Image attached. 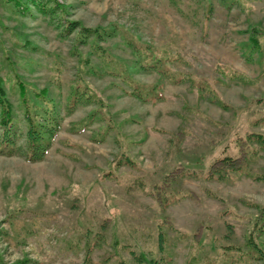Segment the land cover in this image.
<instances>
[{
    "label": "rangeland",
    "instance_id": "1",
    "mask_svg": "<svg viewBox=\"0 0 264 264\" xmlns=\"http://www.w3.org/2000/svg\"><path fill=\"white\" fill-rule=\"evenodd\" d=\"M14 1L0 0V94L17 133L16 152H0L2 261L260 264L223 247L247 249L264 207V149L250 142L264 135V0ZM121 62L129 75L107 71ZM20 94L57 115L34 162Z\"/></svg>",
    "mask_w": 264,
    "mask_h": 264
},
{
    "label": "trees",
    "instance_id": "2",
    "mask_svg": "<svg viewBox=\"0 0 264 264\" xmlns=\"http://www.w3.org/2000/svg\"><path fill=\"white\" fill-rule=\"evenodd\" d=\"M32 1V0H30ZM225 1V0H222ZM234 0H229V2H233ZM25 2V1H24ZM24 2L22 0H15L14 4H23L22 9H24ZM33 3V2H32ZM34 4V3H33ZM40 3L37 2V5H39ZM21 7V5H19ZM28 9V7L26 6V10ZM61 10V9H59ZM54 12L55 8L54 7H47L46 10H44L45 14H48V12ZM76 22L74 21H68L66 24V31H72V29H74L76 27ZM84 29V28H83ZM91 31H93V34L95 36L100 37V39H104L105 36H109L110 33L113 32V30H109V29H99V28H95L92 29ZM88 30L84 29L78 30L77 34V39L80 40L83 37L87 38V34H88ZM251 47L252 49H254V47H256L257 50L260 51V53H262V50L260 48V44L258 42L257 37L254 35L253 38H250ZM250 44V43H249ZM98 49V48H97ZM100 52L105 53L104 51L100 50ZM144 56L142 55V60H144ZM150 59L152 60H156V58L151 57ZM122 63V62H121ZM143 62L140 60V58H137V62L136 64L138 66L136 67H140V68H153L155 67L157 64H155L154 61L149 62L151 64H142ZM135 64V65H136ZM159 68L161 66H158ZM106 69L110 74L111 73H119L122 74L123 76L129 75L130 72L128 71V68H126V65H124L123 63L120 65H111V66H106ZM143 70V69H141ZM155 89V87H154ZM153 90H147L144 91V88L139 89L137 92H135L134 96L136 97H140L142 100L148 97V95L150 96H154V97H158L157 94H151ZM156 93V90H155ZM71 98L69 101V105L70 104H74L75 103V97L72 98V94H84L83 91H78L77 88H75L71 93ZM39 97H42V99H44L45 95L44 94H39ZM145 97V98H143ZM20 100L23 103V107H24V118L26 121V130H25V147H24V154L26 155V159L28 161H37L39 159L42 158L43 153L45 152L46 146L49 142V138L51 136L54 135L55 129L58 127V120H57V115L54 113V111H50L48 112V110H44L45 112H43V115L40 116L41 114H37L35 109H32L28 106V100H27V96H25V94H20ZM0 128H1V132H0V152L7 154V155H13L16 152V144L14 142V138L15 136H17V133L15 132L14 129H12L11 127V122L12 119L10 118V105L7 103L6 99L3 97V94H0ZM94 112H91L89 115V119L91 117H93ZM40 117H42L43 122H40ZM250 142H258L262 148L264 149V135L263 134H256L254 136H252ZM249 143V142H248ZM245 153L246 156H248L250 153L253 155H257V150L253 149L251 147L250 144H248V146L245 148ZM250 159H252V157L248 156ZM127 163V161H125ZM249 161L248 160H243L241 162V165L236 166V168L230 167L228 169L229 172L232 173H236L238 175H241L243 173V171L247 168V163ZM246 166V167H245ZM211 177H221L220 175L216 174V172L214 171H210ZM223 175H225V172L222 173ZM194 175V174H191ZM253 178H257V177H253ZM258 178L263 179L264 176H259ZM164 198V197H163ZM176 199V196L175 198ZM171 201H173V199H171ZM166 202V199L164 198V200L161 203ZM256 224L255 228L253 230V232L251 233V235L248 237L247 240V249L241 250L240 247L236 246V245H232V246H224L223 248L225 249V251L223 250V253L226 252L228 249L232 250L234 252V254L232 256L237 255V257L235 258V260L240 263L241 262V255H245V261L249 262L251 260H256L258 259L260 262V264H264V249H263V245L259 244L256 239H260L262 237V232L264 230V207L260 208V212H259V216L256 218ZM95 236V235H94ZM96 238L97 237L95 236ZM92 245L91 241L86 242L85 244V249L86 251L90 250ZM87 256V254H86ZM164 255H162L160 257V255L158 256V258L154 259H150V262H153L154 264H159V262L161 261V259L163 258ZM135 260L137 262H140V256L137 255L136 257H134ZM197 259V258H195ZM198 260V259H197ZM162 262V261H161ZM225 262V259H224ZM0 264H6L5 262L2 261L1 256H0ZM123 264V262H122ZM125 264V263H124Z\"/></svg>",
    "mask_w": 264,
    "mask_h": 264
}]
</instances>
